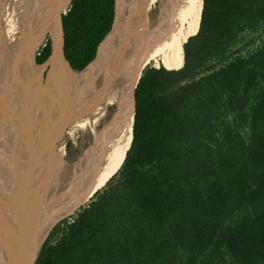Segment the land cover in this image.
Here are the masks:
<instances>
[{
  "label": "trees",
  "instance_id": "1",
  "mask_svg": "<svg viewBox=\"0 0 264 264\" xmlns=\"http://www.w3.org/2000/svg\"><path fill=\"white\" fill-rule=\"evenodd\" d=\"M114 12L115 0L72 1V69L96 59ZM246 34L264 35V0H203L184 65L143 74L121 171L37 264H264V41L239 49ZM51 54L48 39L38 64Z\"/></svg>",
  "mask_w": 264,
  "mask_h": 264
},
{
  "label": "bare ground",
  "instance_id": "2",
  "mask_svg": "<svg viewBox=\"0 0 264 264\" xmlns=\"http://www.w3.org/2000/svg\"><path fill=\"white\" fill-rule=\"evenodd\" d=\"M21 1H23L24 6L26 4H29L28 10H26V12L27 11L32 12V15L34 16L32 19L31 17L27 18L26 16L23 18V16L21 15L20 10H23L25 7L21 9L19 8L20 9L19 15L21 16L18 17V15L17 16L15 15L16 13L14 11V8L12 7V6L15 7V5L12 4L13 2H11V0H0V21L5 22L4 26L14 27L17 31L16 33H20V31L23 33V40H22L23 42L22 41L20 43L15 42L16 44L12 42L14 43V45L12 44L11 45L14 46V50L16 51V54H21L25 64H27V62L28 64L29 63L32 64V66L30 64L27 67V72H28V68L30 69V71L31 70L32 71L29 73L28 77L26 72L25 79L18 78L12 80L13 82L10 84L12 87V90L10 91L9 94L10 99L6 101V103L3 105L2 108L3 110L1 109L2 112L0 113V116H2V118L5 119L6 116L9 115V112L11 110L17 109L22 103L28 100L27 96L31 94L30 91L32 90H34V92L32 93L31 98L35 97L34 101L37 102L38 104L37 107L48 106L49 100L47 101L44 90L46 91L47 96L49 95L50 92L52 93L57 92V96L54 97L55 98L54 101L49 103L50 105L57 107L59 104L60 105L64 104L63 103L65 99L64 94L66 91L67 94H71L70 96L67 97L70 104L65 103L64 106H62V110H60V112L58 110L54 111L56 107L54 108L50 105L48 106V108L45 107V109H47V112L43 118L49 117V119L51 120V117L55 112L57 116L56 117L57 120L56 122L54 121V125L60 124L62 126L64 125V123L71 122L70 125L71 128L74 127L85 128L86 125L89 124L93 127L94 119H95L94 112L96 111L95 110L96 106H98L96 105L98 102L97 100L98 89L95 88L94 91L93 86L96 85L95 82L97 81V78L98 79L100 78L101 70H105L107 68L106 64L108 63V54L104 55L102 57L103 58L102 60L96 62L95 65H93L84 73L83 72L79 73L71 70L64 56L65 43H64V31L61 22V17L69 9L73 0H21ZM145 2L149 6V8L146 10L144 9ZM154 3H158V10L156 16L154 17L152 16L153 17L152 18L149 11H151L150 5ZM134 10L136 16L135 17L136 21L134 22H135V27H137V30L134 32L136 34V36L134 37V41L137 48L136 52L139 55V57L142 60H145V62H150V61L159 62L168 68L182 67L184 65V44L188 36L196 33L200 27L201 14L203 10V0H136L134 3ZM20 18H22V21L20 20ZM1 27L3 29V26ZM9 30L10 29L8 28V31ZM45 33L51 34L52 56L50 57L48 63H46V66L48 65L50 66L46 82L44 81L45 83H43L41 86L43 89L39 90L38 84L40 83L41 79L39 78L38 75H40V72L35 68L34 60L37 56L35 58L34 56L36 52H38L40 48H42L43 46L44 38L46 36ZM1 35H3V33L0 31V36ZM4 35H6V33ZM137 37H138V41L136 43ZM2 39L4 40V37ZM25 43H27V45ZM31 67H33V69ZM40 70L42 73V68ZM89 85L92 86L94 93L93 97L92 95H90L91 92L90 93L88 92L87 87ZM103 87H105L107 90L109 84L106 82H102L101 91L104 92ZM42 91L44 92L43 94V96H45L44 98L42 96ZM59 92H61L62 95H59ZM102 96H104V94ZM28 109L30 110L31 106L30 107L28 106L26 110ZM21 110H25V109H21ZM23 113L24 112H22V115ZM28 113H31V111L30 112L28 111ZM18 115H20L21 117V114ZM41 115L43 116V114ZM29 117L28 119H30ZM2 118H0L1 121H3ZM21 120H23V118H21ZM17 124L18 123H16V127ZM11 125L13 124L11 123ZM14 127H15V123H14ZM109 127L111 130L110 131L111 134L113 133V131H116V119H114L111 122ZM9 129L8 130L6 128L4 129V127L1 126L0 124V138H1L0 140L2 143H4L5 139L9 141L10 139L9 136L8 138H6L7 135L5 134L6 131H7L6 133H9ZM10 133L12 134L11 139L12 140L15 139L17 142L18 141L17 138L19 137V135H21L19 134V131L16 132L15 130H12V132L10 131ZM41 138L42 137H40V139ZM64 146L65 144L63 145V147ZM0 151H1L0 155L3 156V157L0 156L2 159L4 158V154L1 149ZM9 154L12 155L13 153H9ZM61 157L62 156L60 155L59 152H50V150L48 151V149H46V151L42 154V156H39V158L41 159V171L40 169H38L39 172L37 171V173H33L32 171L20 172L21 173L20 176H17V171L14 173V170L13 171L11 170V173H9L11 176V178H9L10 183H8V185L5 186V183L4 182L1 183L0 181V233L2 232L3 235L2 241H4L3 242L4 245L6 244V242H9L8 252L10 253V255L7 264H18L19 262L18 261L19 252H20L19 248L21 245L20 240L22 237V232H23L22 230L24 229L22 220L20 219L21 217L19 216V213L21 212L19 205L24 206L27 204L28 206L27 209H30L32 215H39L42 212V210L45 208L46 204L53 203L55 198H57V196L55 197V195L60 194L61 188L63 190H66V188L70 185L69 180L73 178L74 173L70 174L64 180V183L63 185H61L60 189H58L59 180H58L57 165ZM7 163L9 162L7 161ZM2 166L5 168L3 164ZM1 172L3 175L5 174V170L4 172L3 170ZM18 178H20V181ZM9 237L10 240H7V238ZM2 263L0 262V264Z\"/></svg>",
  "mask_w": 264,
  "mask_h": 264
},
{
  "label": "water",
  "instance_id": "3",
  "mask_svg": "<svg viewBox=\"0 0 264 264\" xmlns=\"http://www.w3.org/2000/svg\"><path fill=\"white\" fill-rule=\"evenodd\" d=\"M135 1L115 0L113 26L100 44L96 59L83 71L70 67L75 72L84 73L108 54L107 68L101 70L99 81L109 84L107 90L105 87L103 90L110 95L113 108L100 136L95 138L86 153L74 163H67L78 168L73 178L69 180L70 185L66 190L61 188L60 194L55 195L57 198L53 203L46 204L39 215H32L30 209H27V204L19 205L21 209L19 216L24 229H21L23 232L18 264H37L47 240L57 225L71 219L87 206L107 187L125 164L135 137L136 91L149 63L142 60L136 52ZM144 4L146 10L147 3ZM61 22L63 25V16ZM137 41L138 37L136 43ZM114 119L116 131L111 134L109 126ZM2 148L4 156H7L8 148L5 146ZM5 157L3 164L10 169L6 161L8 159ZM13 167L14 173L17 171V176H20V167L17 165ZM18 179L20 181V178Z\"/></svg>",
  "mask_w": 264,
  "mask_h": 264
},
{
  "label": "rangeland",
  "instance_id": "4",
  "mask_svg": "<svg viewBox=\"0 0 264 264\" xmlns=\"http://www.w3.org/2000/svg\"><path fill=\"white\" fill-rule=\"evenodd\" d=\"M11 2H13L12 4L15 5V7L14 6H12V7L14 8V11L16 13L15 14L16 16L18 15V17H19V16L22 15L23 18L26 16L27 18H30L31 17V19L34 17L32 15V12L31 11H27L26 12V10H28V5L29 4H26L24 6L23 1H21V0H11ZM19 8L20 9L21 8H24V9L23 10H20ZM148 8H149V6L147 5V9ZM150 8H151L150 9L151 11H149V13L151 14V17L152 16L153 17L156 16L157 10H158V3H154V4L150 5ZM19 10H20L21 15H19ZM67 12H68V10L65 12V14ZM5 13H6V11H5ZM27 18H26V20H27ZM20 20L22 21V18H20ZM4 24H5V22H1L0 21V31L3 33V35L0 36V45H1L0 46L1 47L0 48V56L2 57V58L0 57L1 58L0 59V74L3 76L2 77L0 75V85H2V86H0V87H2V88H0V90L2 89L0 91V107L2 106L0 108V113L3 110L2 109L3 108V105L6 103V101H8L10 99L9 98V96H10L9 94H10V91L12 90V87H11L10 84L13 82L12 80L13 79H18V78L25 79L26 78L27 67L31 64V63L28 64V62H27V64H25V62L23 61V57L21 56V54H16V51L14 50V46H12V45H14L15 42L16 43H20L23 40V33L21 31H20V33H16L17 31H16V29L14 27H12V26H4ZM1 26H3V29H2ZM34 26H36V25H34ZM7 27L10 29L9 31H8V28ZM41 28H42V26H41ZM20 30H22V29H20ZM5 33H6V35H4ZM7 36H9V37H7ZM3 37H4V40H6V41H4L2 39ZM243 38H242L243 41L241 40V42H240L239 49L243 48V46H245V45L251 44V42L254 41L255 43L253 45H250L249 48H248L249 50H252V49L256 48L257 46H259L264 41V35H259V34H246ZM48 39L51 40V47H52V38H51L50 34L48 33V34H46V36L44 38V43H43L42 48H40V50H42L43 48L46 47V43H47V40ZM12 42H14V43H12ZM25 44L27 45V43H25ZM3 47H5V48H3ZM40 50L38 52H36L34 58L36 56H38ZM36 60H37V57L34 60V64L36 63ZM161 64L162 63L155 62V61H150L147 64V68H149V67L162 68V65ZM31 66H32V64H31ZM6 67H7V69H6ZM31 68L33 69V67H31ZM1 71H3V72H1ZM31 71L28 68L27 77H28V75H29V73ZM100 83H101V81H99V79H97V81L95 82V84L97 86L96 85L93 86L94 87L93 88L94 91H95V88L98 89V92H97V97H98L97 100H98V102L96 104L98 106H96V108H95L96 111L94 112V115H95V117H94L95 118L94 119V126L92 127L89 124V125H86L85 128H80V127L71 128L70 127L71 122H70L67 127H64L62 129L63 130V135L61 137V145H62L61 148L62 149H61V151H59V153H60V155L62 157H61V159H60V161L58 162V165H57L58 180H59L58 181V183H59L58 189H60L61 185H63V183H64V180L70 174H73L74 172H76V170H77L78 167H72L69 164H72L75 161L79 160L86 153V151L91 147V145L93 144L95 138L98 135L100 136L101 130L104 128L105 124L107 123L109 114H110V112H111V110L113 108V103H112V101L110 99V95L106 94L105 93V90H104V92L101 91L102 83L101 84ZM99 87H100V89H99ZM87 89H88V92L89 93L91 92L90 95H92V97H93L94 96V93H93L92 86L89 85L87 87ZM6 92H8V93H6ZM101 94L102 95L104 94V96H102ZM100 96H101V98H100ZM103 102H104V104H103ZM101 104H103V105H101ZM13 115H14V111H13V113L11 112V116H13ZM105 116H106V118H105ZM14 117L15 118H18L15 115H14ZM0 118H2V116H0ZM2 120L3 121H1V119H0L1 126H3L4 129L5 128L7 129V126L9 125V122L7 121V119H4V118H2ZM24 126L25 125L19 120L18 127H19V134H21V135H19L20 139H18V141H17L18 142V145L16 147V151H18V147L20 145L22 146V144H24V145L26 144V141H24V137H23V131H24V128H26ZM27 129H28V127H27ZM35 130H36V128H35ZM6 132H5V134L7 135L6 138H8V136H9V138L11 139L12 134L10 133V130H9V133L10 134L9 133H6ZM45 132H47L46 135H45V139H47V142H49V145H50L53 142V137L51 136L50 131H45ZM94 132H95V135H94ZM34 133H36V131H34ZM31 136H32L31 139L34 142V139H37V137H36V135H31ZM33 142H31V146L29 145L27 148L24 149V152L29 153V154H32L31 152L34 151V147L35 148L38 147L39 146V143H40V142H38V139H37V140H35V143H34L35 146H33ZM13 143L15 144V139L13 140ZM64 144H65V146L63 147ZM2 146L3 145H2V142H1L0 143V149L3 150ZM28 161L31 163V159H29ZM67 163H69V164H67ZM2 236L3 235H2V232H1L0 233V253H1L0 254V260H2V261H0V262L1 263L3 262L2 264H7L8 263V260H9V255H10V253L8 252V243L9 242H6V244L4 245V243H3L4 241H2ZM10 237L7 238V240H10ZM1 251H3V252H1Z\"/></svg>",
  "mask_w": 264,
  "mask_h": 264
},
{
  "label": "flooded vegetation",
  "instance_id": "5",
  "mask_svg": "<svg viewBox=\"0 0 264 264\" xmlns=\"http://www.w3.org/2000/svg\"><path fill=\"white\" fill-rule=\"evenodd\" d=\"M50 34V33H49ZM50 36H51V34H50ZM50 60V59H49ZM49 60H47L45 63H43V64H38V62H37V60H36V63H35V68L37 69V70H39V72H40V75H38L39 76V78L41 79L40 80V83L38 84L39 85V90H41V89H43L41 86H42V84L43 83H45L46 82V79H47V75H48V71H49V69H50V66L48 65V66H46V63H48V61ZM45 66H46V68H45ZM42 68V73H41V69ZM36 70V71H37ZM44 70V71H43ZM39 72H38V74H39ZM45 74V75H44ZM45 81V82H44ZM38 89V88H37ZM31 92V94H29V96H27V98H28V100L27 101H25L24 103H22L17 109H14V110H11L10 112H9V115H7L6 116V118L5 119H7V121L9 122V125H8V128H10L11 126V128L9 129L11 132H12V130H15L16 132H18L19 131V128H18V125H19V120L20 121H22V123L25 125L24 127H26V128H24L25 130L23 131V137H24V141H26V144L24 145V144H22V147H21V145L18 147V151H16L15 149H16V147H17V145H18V142H16V140H15V144L14 143H11V142H13V140L12 139H9V141L8 140H6L5 139V141H4V143H2V145L3 146H5V148L6 147H8V154H7V158L6 159H8V160H6V161H8L9 163V167H10V169H8L6 166H5V168L2 166V164H3V158L1 159V157H3L2 155H0L1 157H0V181H1V183H5V186H7L8 185V183H10V179L9 178H11V176H10V174L9 173H11V170L13 171L15 168L13 167V165L16 167V165L17 166H19L20 167V170H21V172H27V171H32L33 173H37V171H38V169H40V171H41V159L39 158V156H42V154L46 151V149H48V151L50 150V152H59V151H61V137H62V135H63V128L64 127H67L68 125H69V123H64L65 125H54V121L56 122V120H57V116H56V113L54 112V114H53V116L51 117V120L49 119V117H46V118H43L44 116H45V114H46V112H47V109H45V107H47L48 108V106L50 105L49 103L50 102H52V101H54V97H56L57 96V92H50L49 93V95L47 96V93H46V91L44 90V92H45V96H46V99H47V101H48V106H45V107H37L38 106V104H37V102H35L34 101V99H35V97L32 99L31 98V96H32V93L34 92V90H32V91H30ZM44 92L42 91V96H43V94H44ZM38 93H39V91H38ZM64 94V93H63ZM40 95H41V93H40ZM52 95V96H51ZM59 95H62V93L61 92H59ZM71 94H67L66 93V91H65V94H64V101H63V103L65 104V103H69L70 104V102H69V100L67 99V97L68 96H70ZM45 96H43V98L45 97ZM51 98H52V100H51ZM40 99H41V97H40ZM28 102V103H27ZM30 102V103H29ZM33 103H34V106H33ZM27 104V105H26ZM30 104H32V105H30ZM64 104L62 105H58V107L57 106H52V105H50V106H52V107H56L55 109H54V111H56V110H58L59 112H60V110H62V106H64ZM35 105H36V108H35ZM28 106L30 107L31 106V109L29 110H26L27 108H28ZM25 109V110H21V109ZM35 108V109H34ZM59 108V109H58ZM34 109V110H33ZM46 110V111H43V110ZM18 110V111H17ZM41 110V111H40ZM13 111H14V115L16 116V117H18V118H15L14 117V115L13 116H11V112L13 113ZM28 111L30 112L31 111V113H28ZM22 112H24L23 113V115H22ZM43 112V113H42ZM18 114H21V117H20V115H18ZM26 114V115H25ZM41 114H43V116L41 115ZM29 115H30V117H29ZM42 116V117H41ZM28 117L30 118V119H28ZM37 117H38V119H37ZM39 117H40V119H39ZM67 117V116H66ZM21 118H23V120H21ZM56 118V119H55ZM15 119V120H14ZM55 119V120H54ZM39 120V121H38ZM37 121V122H36ZM25 122V123H24ZM11 123L13 124V125H11ZM14 123H15V127H14ZM16 123H18L17 124V127H16ZM31 124V125H30ZM36 124V125H35ZM27 127H28V129H27ZM7 128V129H8ZM31 130H30V129ZM35 128H36V130H35ZM38 128V129H37ZM17 129V130H16ZM45 129V130H44ZM30 130V131H29ZM34 131H36V133H34ZM45 131H50V134H51V136L53 137V143H51L50 145H49V142H47V139H45V135H46V133L47 132H45ZM30 132V133H29ZM36 135V137L38 138V142H40L39 143V147H34V151H32L31 153L32 154H29V153H26V152H24V149L25 148H27L29 145L31 146V142H33L32 141V136L31 135ZM27 137V138H26ZM40 137H42L41 139H40ZM44 137V138H43ZM1 139V138H0ZM17 139H20L19 137L17 138ZM40 139V140H39ZM35 140H37V139H34V142H33V146H35L34 145V143H35ZM41 140H42V142H41ZM56 141V142H55ZM23 142V141H22ZM0 143H1V140H0ZM29 143V144H28ZM17 144V145H16ZM13 146V147H12ZM14 149V150H13ZM39 149H41V150H39ZM59 149V150H58ZM10 150H11V152H10ZM28 150V149H27ZM20 152V153H19ZM9 153H13L12 155L11 154H9ZM22 153V154H21ZM0 154H1V151H0ZM22 156V157H21ZM29 159H31V163L28 161ZM39 159H40V161H39ZM3 161V162H2ZM11 161V162H10ZM36 161V162H35ZM11 163V164H10ZM12 163H15V164H12ZM33 163V164H32ZM20 164V165H19ZM4 165V164H3ZM35 166V167H34ZM3 170V172H4V170H5V174L3 175L2 174V171ZM10 171V172H9ZM39 172V171H38ZM7 173V174H6ZM4 176V177H3ZM8 177V178H7ZM34 202V201H33ZM53 232V231H52ZM52 234V233H51ZM51 236V235H50Z\"/></svg>",
  "mask_w": 264,
  "mask_h": 264
},
{
  "label": "built area",
  "instance_id": "6",
  "mask_svg": "<svg viewBox=\"0 0 264 264\" xmlns=\"http://www.w3.org/2000/svg\"><path fill=\"white\" fill-rule=\"evenodd\" d=\"M68 221H69V222H71V221H72V218H71V219H69Z\"/></svg>",
  "mask_w": 264,
  "mask_h": 264
}]
</instances>
